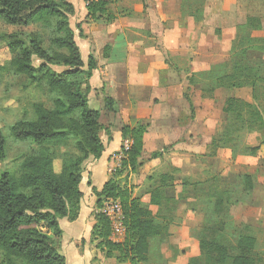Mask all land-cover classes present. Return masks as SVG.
<instances>
[{"label":"trees","instance_id":"16d2710c","mask_svg":"<svg viewBox=\"0 0 264 264\" xmlns=\"http://www.w3.org/2000/svg\"><path fill=\"white\" fill-rule=\"evenodd\" d=\"M106 1L87 6L88 15L99 19L105 12ZM73 12L68 0H0V21L5 25L39 26L42 30L37 35L13 33L2 36L3 48L11 58L1 70L13 77L25 78L24 90L43 87L49 101V106L44 102L32 103V118L9 126V140L25 146L26 153L18 159L15 169L0 173V264H66L55 247L62 236L60 221L74 222L78 218L83 196L79 184L84 163L88 159L98 160L103 153L99 137L100 112L88 108L86 91L82 89L95 69V62L89 57L86 67L83 66L69 25ZM260 31L262 26L258 18L247 19L237 28L229 60L209 72L188 78V84L202 86L204 97H212L218 89H247L255 102L264 97V76L258 64L261 59L254 56L264 54V36H253L254 32ZM107 49L104 48V55ZM35 61L39 63L37 67ZM190 91V87H186L183 97L192 112ZM104 102L105 107L111 109L112 100ZM222 112L232 128H226L224 124L209 144L206 157L215 156L218 149H229L234 160L236 150L226 142L234 140L242 131L263 130L264 118L255 104L237 97L226 99ZM145 132L146 127L139 124L121 130L123 139L133 142L122 168L135 169ZM261 145L264 141L243 146V153L256 157ZM7 147L8 141L0 129V162L6 159ZM158 156L159 153L152 154V158ZM57 162H60L58 172L55 170ZM242 178L244 190L249 193L253 189L252 179L248 174H243ZM168 179V175L158 178L159 187L151 192L150 205H162L161 187ZM208 192V198L215 199L213 212L208 214L197 239L206 231L222 228L220 224L209 226L211 218L222 214L224 202L228 205L233 202L231 190ZM98 198L97 207L100 208L107 199L120 202L126 235L121 243L110 241L108 220L96 214L90 244L97 242L96 247L106 258L117 253V261L147 263L151 240L162 237L161 227L148 207L132 199L129 190L114 180L103 186ZM256 243L253 236L242 235L236 244L238 254L232 256L223 244L200 239L199 256L190 259L188 264H200V259L204 261L202 264H257Z\"/></svg>","mask_w":264,"mask_h":264},{"label":"crops","instance_id":"0c3cea01","mask_svg":"<svg viewBox=\"0 0 264 264\" xmlns=\"http://www.w3.org/2000/svg\"><path fill=\"white\" fill-rule=\"evenodd\" d=\"M68 2L74 9L69 25L81 60L86 56L95 62L82 89L88 108L95 110L89 107L90 99L99 108L103 153L98 160L84 163L79 216L74 222L60 221V240L67 232L78 247V229H86L88 237L82 238L80 247L87 245L95 254L89 240L100 209L98 195L109 180H122L120 185L148 207L161 227L162 237L151 240L145 264H188L199 256L197 236L213 212L215 199L208 198V191L229 190L216 177L215 167L211 170L203 160H212L217 167L221 160L232 159L229 149H218L211 158L206 155L212 139L221 132L218 125L226 121L225 100L241 98L244 91L218 89L212 97H204L202 86L189 85L188 78L227 62L237 28L247 19L258 18L264 35V0H107L99 19L88 15L83 0ZM254 56L264 59V54ZM82 62L85 68L87 61ZM186 87L191 89L193 115L183 97ZM106 99L112 100L111 109L105 107ZM137 124L145 126L146 132L135 169L122 168L121 163L112 170L111 156L123 141L121 130ZM153 153L159 156L152 158ZM165 175L170 179L161 187L162 205H150L151 192ZM231 206L224 202V211ZM167 240L172 246L162 251L160 246ZM155 241L158 248L153 256ZM113 254L106 258L104 252L99 253L90 264L110 260L111 264H130L117 261L118 254Z\"/></svg>","mask_w":264,"mask_h":264},{"label":"rangeland","instance_id":"374dc122","mask_svg":"<svg viewBox=\"0 0 264 264\" xmlns=\"http://www.w3.org/2000/svg\"><path fill=\"white\" fill-rule=\"evenodd\" d=\"M13 33L37 35L41 34L42 30L39 26H28L24 28L7 26L0 21V129L8 141L6 159L0 162V173L5 170L15 169L18 164V159L26 153L25 146L13 144L9 140V126L18 120L31 119V104L34 102H44L49 106L47 94L43 87H30L24 90L23 85L26 84L25 78L13 77L1 70L11 58V54L3 48L2 36ZM253 36L263 37L264 35L262 32H256ZM82 60L86 62V56L82 57ZM38 64V61L34 62L35 67H37ZM258 64L261 74L264 76V59H261V62ZM241 96L242 100L246 102L249 101L252 105L255 104L264 118L263 96L259 97L255 102L252 100L249 90L247 89L242 91ZM89 107L95 109V111H97L96 108L99 109L92 103L91 99ZM191 115H193V112ZM244 117L246 118L247 115L244 114ZM224 124H226V128H232L230 127V121L228 122V120H226L218 125V130L223 129L225 126ZM237 126L239 127V125ZM261 141H264V129L255 132L242 131L238 136H235L234 140L226 142L227 145L236 150L235 158L237 159L239 157L237 159L238 161L235 158L229 161L223 159L216 167L212 160H206L204 158L203 164L206 166L210 165L211 170L215 167V175L218 177V180L231 190L233 202L231 203V209L226 208L225 210L227 211L223 209L222 214L217 216L213 215L211 218L212 222L209 226H217L220 224L219 226H222V228L219 230L212 229L211 231H206L198 237V240L217 241L223 244L229 249L231 255L235 256L238 254L236 251L238 239L242 235H251L257 242L254 252L257 264H264V145H261L260 152H258L256 157H250L244 154L243 146L256 145ZM67 152H70V150ZM59 169L60 162H57L55 170L58 172ZM243 174H248L252 179L253 189L249 193L244 190L246 186L243 182ZM120 182L122 183V180ZM97 214H99V212ZM219 221L220 223H218ZM79 224L81 226L83 223L80 221ZM78 232L80 233V238L77 242V245H79L78 247L71 242L72 238H69L67 232H65L63 239H58L55 243L56 249L65 258L66 264H90L92 257L102 253V250L96 247L97 242L90 244L91 249L96 250L94 251L95 254L91 255V250H89L87 245L82 249L80 247V242L82 238H87L88 236L86 229L81 230L80 228ZM83 244L84 242H81V246H83ZM170 245V240H167V242L160 246V249L162 251H168ZM156 247L157 241L152 242V254L155 253L154 249L156 250ZM198 254L199 252L196 253V256ZM153 256H155V254ZM93 260L97 261L96 258ZM111 262L112 260L107 261L106 264H111ZM203 262L204 261L200 259L199 263L202 264Z\"/></svg>","mask_w":264,"mask_h":264},{"label":"built area","instance_id":"2783aa9c","mask_svg":"<svg viewBox=\"0 0 264 264\" xmlns=\"http://www.w3.org/2000/svg\"><path fill=\"white\" fill-rule=\"evenodd\" d=\"M101 0H83L87 6ZM133 142L130 139H123L120 150L111 156L112 170L118 169L121 163L127 158L132 148ZM99 214L103 215L110 225V241L120 243L124 240L126 229L124 226V214L122 205L118 200L107 199L99 209Z\"/></svg>","mask_w":264,"mask_h":264}]
</instances>
